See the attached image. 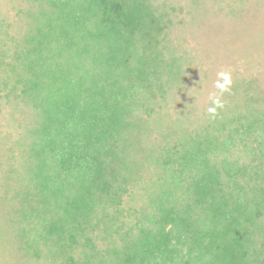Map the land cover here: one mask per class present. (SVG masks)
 Segmentation results:
<instances>
[{"label":"trees","instance_id":"obj_1","mask_svg":"<svg viewBox=\"0 0 264 264\" xmlns=\"http://www.w3.org/2000/svg\"><path fill=\"white\" fill-rule=\"evenodd\" d=\"M222 1L8 0L17 14L0 26V85L8 104L20 99L18 113L30 128L23 138L29 179L8 220L16 252L34 258L41 248L55 256L81 252L75 264H104L103 257L120 264L131 255V242L137 246L139 240L127 236L121 250L98 254L90 237L92 219L107 210L101 193L110 194L120 175L119 151L129 139L136 143L127 114L148 108L150 98L180 104L194 63L201 53L214 57V45L232 49V56L264 52V26H246L258 22L255 2L245 0L249 10L237 14L236 21L246 24L203 26V17L217 20ZM5 40L10 45L3 52ZM254 82L252 92L264 98V84L259 77ZM252 111L218 146L210 132L196 139L201 152L202 145L226 150L217 155L222 160L196 164L191 174H181L178 187L174 173L170 189L156 192L165 193L168 203L158 207L157 217L149 216L148 228L131 231L137 228L149 243L159 236L169 244L163 223L169 219L175 228L170 233L183 240L176 249L185 247L200 263L264 264V101ZM183 139L188 157L193 147ZM176 153L162 150L161 157L173 160ZM133 167L131 181L138 182L135 162ZM162 177L160 186L165 170Z\"/></svg>","mask_w":264,"mask_h":264},{"label":"rangeland","instance_id":"obj_2","mask_svg":"<svg viewBox=\"0 0 264 264\" xmlns=\"http://www.w3.org/2000/svg\"><path fill=\"white\" fill-rule=\"evenodd\" d=\"M244 1L223 0L216 13L217 20H208L207 17H203V26H241L246 24L244 21H236L240 10H243L244 7L249 10V5H245ZM248 1L257 4L259 15L256 19L258 22L249 23L246 26H264V0ZM16 14L15 4L11 5L8 0H0V26L14 22ZM189 26L191 25L189 24ZM1 41L2 37L0 36V54ZM8 41L4 42L3 52L9 49ZM220 45L221 43L213 46L214 57L208 58L201 53L200 61L194 63L195 77L191 76L186 97L180 104L174 105L173 101L167 99L162 101V98H158L153 101L150 98L146 103L148 108L137 107L132 113L127 114L125 122H127V126L131 124L128 132L131 136L135 135L136 143L134 145L133 141L129 139L121 147L119 151V156L122 158V163L119 165L120 175L115 178L113 191L110 194L105 195L104 191L101 193V198L105 201L103 204H106L107 210L104 213L102 208L98 212L100 219L91 218L93 233L90 237L96 243L98 254L105 253L107 250L109 252L111 249L121 250L125 243V237L129 236L130 242L139 240V245L135 246L131 242V250L129 249L131 255L120 264H147L152 260H154L152 264H156L158 259L163 260L161 264H203L197 261V258L190 257L185 247L176 249L175 246L183 240L176 239L177 233H170L175 228L170 226L172 221L170 222L169 219L163 218V223H167L166 231L170 235L169 244H165V240L159 236H150L149 243L147 241L149 238L143 237L142 232H138V229L148 228L147 219L149 216L157 217L158 207L163 203V206L168 203L165 193L163 197L157 196L156 192L157 190L170 189L169 185L174 173L179 176L177 184H175L178 187L181 174L188 176L196 164L204 167L207 161L215 163L222 160V157L218 158L217 155L221 152L225 153L226 150L219 151L216 147L202 145L204 151L201 152V147L197 148L196 139L204 136L205 132H210L217 136L215 142L217 146L219 140L227 141L230 134L228 130L237 128L239 121L242 122L244 119L250 118L248 115L254 114L252 110L264 101V98H259L252 92L251 86L257 77H259L260 85L264 84V52L255 57L232 56V51L229 52L232 49L226 50ZM12 54L13 51L10 53L9 61L12 59ZM220 72L230 73L232 81L229 90L224 93H220L215 87L216 81L220 79L218 76ZM255 85L258 89L260 88L258 82ZM5 95L4 89L0 85V227L2 225L0 264H75L82 257L81 252L72 254L69 251L65 256H55L54 253L51 255L49 250L39 248L38 258H34L35 253L29 257L24 252L14 250L13 246L15 245H13L10 236L8 220L12 218L9 216L12 209L20 206L17 205L19 202L16 196L22 198L24 187L29 179L24 152L26 145L23 138L27 134V129L30 131V128L25 123L24 116L22 117L18 113L21 105L20 99H15V102H18L17 111H15L11 107L12 105L16 106L15 102L9 103V105ZM140 98L142 97L139 96ZM213 98H219L223 105L217 108L215 115L208 112L209 107H215L212 103ZM229 120L231 123H226L227 126L224 129L220 128L222 123ZM188 132L192 134L187 140ZM183 137L187 145L189 143L193 147L188 157L184 156L188 146L185 148V143H181ZM230 142L232 144V138ZM224 146L232 149V145L230 147L229 143H225ZM169 149L177 153L173 160L165 161V155L161 157V152ZM195 149L198 150L196 153ZM134 162L135 166H138V182L131 181L130 177ZM225 163H229V161L226 160ZM164 170L166 182L160 186V180L164 179L162 177ZM14 201L15 203H13ZM112 202L116 204H111ZM117 213L122 214L121 218H117ZM106 217L109 223H107ZM134 227L138 229L136 228L132 232ZM24 228L27 227L24 226ZM16 239L17 243L18 240L21 241L19 234H16ZM68 255H71L74 260L67 258ZM102 260L104 264H109L104 257ZM111 264H115V262L113 261Z\"/></svg>","mask_w":264,"mask_h":264},{"label":"clouds","instance_id":"obj_3","mask_svg":"<svg viewBox=\"0 0 264 264\" xmlns=\"http://www.w3.org/2000/svg\"><path fill=\"white\" fill-rule=\"evenodd\" d=\"M220 79H218L215 83V87L219 90L220 93H224L229 90V87L232 83L230 73L220 72L218 73ZM212 103L215 107H209L208 112L212 115L216 114L217 108L222 107L223 105L220 103L219 98H213Z\"/></svg>","mask_w":264,"mask_h":264}]
</instances>
